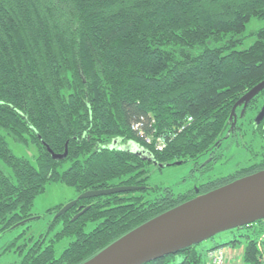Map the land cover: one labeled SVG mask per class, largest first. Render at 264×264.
I'll return each instance as SVG.
<instances>
[{
	"label": "trees",
	"instance_id": "16d2710c",
	"mask_svg": "<svg viewBox=\"0 0 264 264\" xmlns=\"http://www.w3.org/2000/svg\"><path fill=\"white\" fill-rule=\"evenodd\" d=\"M252 18L264 19V0H0V236L33 215L51 182L78 194L147 190L146 164L184 162L213 146L234 105L264 80V26L238 49ZM7 136L36 153L15 154ZM146 136L166 137L165 149ZM236 178L203 183L199 193L165 188L149 201L128 195L136 190L79 199L55 219L64 222L55 240L74 238L60 256L54 242L39 240L5 264H82L142 223ZM258 221V230L255 222L231 230L256 234H241L246 264H260ZM199 244L144 264H170L180 254L175 264H207Z\"/></svg>",
	"mask_w": 264,
	"mask_h": 264
},
{
	"label": "rangeland",
	"instance_id": "374dc122",
	"mask_svg": "<svg viewBox=\"0 0 264 264\" xmlns=\"http://www.w3.org/2000/svg\"><path fill=\"white\" fill-rule=\"evenodd\" d=\"M262 26H264V19L252 18L246 28V38L244 39V42L238 46V49L246 48L251 45L256 38L255 32ZM263 95L264 91L262 93V96ZM254 98L250 99L249 102H252ZM256 104L258 105L253 108L251 112L252 120L256 109V113L258 111L261 113V111H263L261 109H264L262 105L263 102L258 101ZM235 115L236 110L235 114L232 113V117ZM232 120L230 122H232ZM245 120H247L246 123L248 125L250 117ZM230 124L231 123L228 124L225 132L220 136V140L223 145L219 152H222V155L216 156L211 164L209 163L211 160V153H207L206 151V153L204 152L196 158L186 159L184 162L182 160H175L173 164H171V162H169L170 164L159 163L156 161L150 162L149 164H146L149 174V178L147 180L149 188L147 190H136L128 193V195L141 196L143 201H149L158 196H162V194L165 193V188H171L174 193H185L189 190L197 191L203 183L217 180L219 177L221 179L236 177L237 170L239 168L247 166L251 161L253 163L257 160V152L261 150L259 147L264 146V127H261V129H263L262 131L258 129L257 131H252L251 134L250 130L247 129L252 128L248 125V127H244V134H240V131H238L239 134L235 138H226V132L228 131ZM263 124L264 122L261 126ZM235 128L236 126L234 129ZM252 137L254 140H252ZM7 140L13 152L19 156L31 158L36 153L34 146L25 148L15 142L10 136H7ZM122 144H126L127 146L129 145L133 148L132 150H134L135 147H138L141 153L146 150L133 141L123 142L119 140L118 145L121 146ZM214 146L215 144L210 148H213ZM257 162L258 163L256 165L253 163L252 171L255 170L258 172V170L260 171L264 167L263 161L259 162V160H257ZM79 195L80 194H78L73 187L67 186L61 182H51L47 184L45 192L38 195L34 202L32 216H37V218L16 228L12 227L9 231L0 236V264L13 262L17 259V257L19 259V252L17 253L16 250L18 251L23 249L26 251L29 246L39 240H45V244L54 242L56 256H60L74 238L65 236L59 240H55L56 234L59 233L64 226L63 219L55 221L56 213L64 205L78 198ZM59 205H62V207L59 210H56L55 213L48 211L49 209H54ZM80 207L83 206H79L78 209ZM97 223L98 221L88 222L85 226V231L92 230ZM262 225L263 223L256 221L254 228L258 230ZM247 233L252 235V237L256 236L252 228H249L248 230H229L218 233L215 236L202 241L199 244L198 249L203 253L204 261H207L209 249L216 246L220 245L224 248H228V246H230L234 250L244 248L247 244L248 237L241 236V234ZM235 237L238 239L237 242L227 244ZM25 251H23L22 254ZM182 259L183 255H177L175 260L170 264L178 263ZM242 260L241 255H239L237 261L242 262Z\"/></svg>",
	"mask_w": 264,
	"mask_h": 264
},
{
	"label": "water",
	"instance_id": "95a60500",
	"mask_svg": "<svg viewBox=\"0 0 264 264\" xmlns=\"http://www.w3.org/2000/svg\"><path fill=\"white\" fill-rule=\"evenodd\" d=\"M264 89V80L244 94L237 106L256 96ZM263 116V112L258 120ZM118 140L114 141L116 144ZM53 157L62 158L50 150ZM134 151L141 153L138 147ZM142 154V153H141ZM135 186H116L88 190L64 205L56 218L71 210L79 199L137 190ZM198 191V190H197ZM81 208V207H80ZM88 207L73 217L77 219ZM37 216L29 217L13 226L16 228ZM264 219V169L238 178L187 200L121 236L82 264H144L156 258L179 251L182 248L215 236L218 233L250 225Z\"/></svg>",
	"mask_w": 264,
	"mask_h": 264
},
{
	"label": "flooded vegetation",
	"instance_id": "af4514ba",
	"mask_svg": "<svg viewBox=\"0 0 264 264\" xmlns=\"http://www.w3.org/2000/svg\"><path fill=\"white\" fill-rule=\"evenodd\" d=\"M264 91V90H263ZM263 91L261 90L259 92L258 95L254 96V100H252V102H248L247 104H245V102L241 103L239 106H237L236 108V115L233 117V120L232 122H230V127L228 129V131L226 132V138H235L240 131V134H244V130L245 128L244 127H248V125L251 126L252 129H247V130H250V133L252 134V131H257L258 129H260V131H262L263 129H261V127H264V124L261 126V124L264 122V109H261L263 111H261V113L263 112V116L261 117L260 120H258V117L260 116V112L258 111L256 113V110H255V113H254V117H253V120H252V109L255 108L258 104H256L258 101L260 102H263V108H264V95L262 96V93ZM254 101V102H253ZM253 105H252V104ZM256 104V105H255ZM255 105V106H254ZM247 116V117H246ZM248 117H250V121H248V125L246 123L247 120L245 119H248ZM236 126V130L234 129V127ZM254 136V135H253ZM264 136V135H263ZM252 140H254V138L252 137ZM222 142L220 140V138L215 142V146L213 148H210L208 149L206 152L208 153H211L210 156H211V160L209 161V163L211 164V162L214 160V158L218 155H222V152H219L220 149H222ZM127 148H132V147H128ZM261 150L257 152L258 154V158L257 160L260 161H263L264 162V146H261L259 147ZM205 152V153H206ZM256 154V153H254ZM257 160L255 162H253L255 165L258 163ZM252 161L250 162V164H248L247 166H243L241 168H239L237 170V178H240V177H243V176H247V175H251L253 174L252 173V165H253ZM264 169V168H262ZM259 171V170H258ZM257 172V171H254V173ZM220 178V177H219ZM234 179V180H236ZM206 183V182H205ZM197 193H199L197 191Z\"/></svg>",
	"mask_w": 264,
	"mask_h": 264
},
{
	"label": "built area",
	"instance_id": "2783aa9c",
	"mask_svg": "<svg viewBox=\"0 0 264 264\" xmlns=\"http://www.w3.org/2000/svg\"><path fill=\"white\" fill-rule=\"evenodd\" d=\"M189 120H191V117H189ZM139 127L140 123L134 125L136 129ZM146 141L159 151L164 150L167 145V138L164 136H146ZM257 249L259 263L264 264V234L257 241ZM239 255H241L243 259L244 248L234 250L230 246H228V248L218 247L208 251L207 264H246L244 260H242V262L237 261Z\"/></svg>",
	"mask_w": 264,
	"mask_h": 264
}]
</instances>
